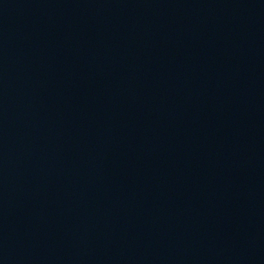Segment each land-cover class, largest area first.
Here are the masks:
<instances>
[{
    "label": "water",
    "instance_id": "obj_1",
    "mask_svg": "<svg viewBox=\"0 0 264 264\" xmlns=\"http://www.w3.org/2000/svg\"><path fill=\"white\" fill-rule=\"evenodd\" d=\"M0 264H264V0H0Z\"/></svg>",
    "mask_w": 264,
    "mask_h": 264
}]
</instances>
